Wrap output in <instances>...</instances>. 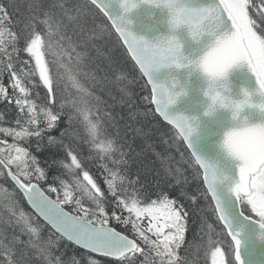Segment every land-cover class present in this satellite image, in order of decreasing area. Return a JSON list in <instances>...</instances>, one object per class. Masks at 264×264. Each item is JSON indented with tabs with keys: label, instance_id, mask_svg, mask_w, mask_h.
<instances>
[{
	"label": "snow or ice",
	"instance_id": "obj_1",
	"mask_svg": "<svg viewBox=\"0 0 264 264\" xmlns=\"http://www.w3.org/2000/svg\"><path fill=\"white\" fill-rule=\"evenodd\" d=\"M114 3L122 10L119 16L112 12ZM141 8L159 10L162 19L152 35L133 31L136 19L130 17ZM151 15L156 19V12ZM113 33L151 85L154 112L172 126L171 144L182 158L187 155L206 185L198 196L189 195L183 172L168 170L165 163L173 189L215 217L223 229L217 235L230 237L226 256L209 235L211 264H249L245 250L264 243V99L253 101L254 95L264 98V0H33L28 16L15 24L0 5V97L18 112V128L0 127V193L9 213L2 222L6 227H0V264H67L58 251L62 240L94 254L89 264H187L181 249L191 205L171 198L167 189L146 190L139 177L128 178V153L109 138L112 118L96 94L102 82L90 67L89 49L94 39ZM243 65L258 88L244 89L237 100L228 78ZM162 69L177 74L169 71L157 82L154 73ZM196 73L206 78L197 88L204 100L196 108L204 111L173 115L169 109L189 98ZM69 82L76 89L70 100ZM246 109L258 110L262 122H251ZM221 110L230 112L236 126L224 134V156L209 161L198 154L193 138L200 136L201 117ZM51 131L59 135L49 136V144L63 152L64 178L56 180L25 146L36 137L39 148L43 133ZM83 142L95 149L94 156L82 155ZM92 160L105 161L99 165L102 178L92 172ZM25 203L43 224L33 220ZM201 224L209 234L216 232L207 217Z\"/></svg>",
	"mask_w": 264,
	"mask_h": 264
},
{
	"label": "trees",
	"instance_id": "obj_2",
	"mask_svg": "<svg viewBox=\"0 0 264 264\" xmlns=\"http://www.w3.org/2000/svg\"><path fill=\"white\" fill-rule=\"evenodd\" d=\"M32 3L33 0H0V5L7 8L14 24L28 16ZM100 22V19L96 21L97 24ZM93 44L95 47L89 49L92 57L90 67L98 81L102 82L97 83L96 94L106 102V110L112 118V126L108 129L112 135L109 138L123 144L128 153L125 156V159L129 161L126 168L128 178L136 180L139 177L146 190L158 192L167 189L171 193V198H176L180 196V192L178 187L176 190L173 189L174 182H172L171 176L166 174L164 167L166 163L168 170L180 169L183 172L184 177L187 178L184 189L189 195L198 196L201 187H205L202 184V175H196L193 167L187 163V155L182 158L176 146L171 144L172 127L154 112L155 107L149 99L150 87L129 53L121 46L116 34H105L94 39ZM105 77L108 80H104ZM67 92L69 100L73 98L72 93L76 92V89L71 87L70 82ZM41 95H43L42 90ZM17 116L16 106L9 104L0 97V127L18 128L14 123ZM58 135L59 133L56 131L43 133V138L39 139V148L36 147V137L30 138V143L25 145L30 147L41 166L48 171L50 180L62 177L63 173L60 163L63 160V152L55 145H50L48 141L49 136ZM8 139L11 141V138ZM80 151L84 156H88L90 152L93 156L95 155V149H90L86 142L81 144ZM104 162V160L99 162L92 160L90 163L92 172L101 178L103 173L99 165ZM47 186L45 182H41V187L45 192H47ZM180 202L186 206L191 205V201L186 200L183 196H180ZM205 204L206 201L201 198L200 208H204ZM25 208L32 213L34 221L44 223L26 203ZM202 216L208 218L209 224H213L216 229L215 233L209 234L206 228L202 230ZM8 218L6 201L3 193H0V227H6L2 222ZM222 231V225L215 222V217L210 212H201L199 208L191 205L185 247L181 249V255L186 257L187 264H211L209 235H211L212 240L217 242L216 246L221 247L228 256L227 244L230 239L227 236L217 235ZM51 233L50 227L45 226V235L50 236ZM7 234L12 235L11 228L8 229ZM21 239L27 240V237L22 236ZM58 251L67 264H73V262L74 264H89L90 260L95 258L94 254H89L66 240L61 241ZM229 258L234 259L231 256Z\"/></svg>",
	"mask_w": 264,
	"mask_h": 264
},
{
	"label": "water",
	"instance_id": "obj_3",
	"mask_svg": "<svg viewBox=\"0 0 264 264\" xmlns=\"http://www.w3.org/2000/svg\"><path fill=\"white\" fill-rule=\"evenodd\" d=\"M129 2H134V0H129ZM185 2L189 4H196L207 3L208 0H185ZM112 12L114 15L119 16L122 13V10L117 4L114 3L112 5ZM152 12H156V19L152 18ZM130 18H132L134 22L136 19L137 28H134L133 31H135L138 35L141 33L146 35L154 34L158 21L162 19L160 17L159 10L147 8L138 9L136 13H134ZM161 30L166 31V28H162ZM181 32L186 34V30H181ZM169 71H172L173 74H177V70L162 69L159 73H154V79L157 82H164ZM179 75L181 83H184L185 77L182 70L180 71ZM191 79L192 86L189 89V98L187 100H181L177 105H174L169 109L173 115L190 114L188 109L197 110V114L204 111V106L199 109L196 108L197 104L204 100V97L197 91V88L205 86L206 78L201 73H196ZM228 79L232 86L233 98L237 100L243 98L242 92L244 89L255 93L258 88L254 76L250 73V70L246 65L238 66L232 69L229 73ZM149 87L151 90V85H149ZM262 99L264 98L258 95L253 96V101L255 103L261 102ZM244 115H250L251 122L253 123L262 122V118L258 110L246 109ZM230 116V112L221 110L213 117H201L202 128L200 130V136L194 137L193 139L198 154L202 155L205 159L213 161L224 156L220 148V144L222 143L224 134L236 126V124L231 121ZM29 207L31 208L30 205ZM32 211L34 212L33 209ZM40 219L42 220V218ZM244 259L247 260L249 264H264V243L256 242L251 250L246 249L244 253Z\"/></svg>",
	"mask_w": 264,
	"mask_h": 264
},
{
	"label": "clouds",
	"instance_id": "obj_4",
	"mask_svg": "<svg viewBox=\"0 0 264 264\" xmlns=\"http://www.w3.org/2000/svg\"><path fill=\"white\" fill-rule=\"evenodd\" d=\"M184 2H185V0H184ZM185 3H187V2H185ZM202 74V73H201ZM203 75V74H202Z\"/></svg>",
	"mask_w": 264,
	"mask_h": 264
},
{
	"label": "bare ground",
	"instance_id": "obj_5",
	"mask_svg": "<svg viewBox=\"0 0 264 264\" xmlns=\"http://www.w3.org/2000/svg\"><path fill=\"white\" fill-rule=\"evenodd\" d=\"M13 125V124H12Z\"/></svg>",
	"mask_w": 264,
	"mask_h": 264
},
{
	"label": "rangeland",
	"instance_id": "obj_6",
	"mask_svg": "<svg viewBox=\"0 0 264 264\" xmlns=\"http://www.w3.org/2000/svg\"><path fill=\"white\" fill-rule=\"evenodd\" d=\"M11 142V141H10Z\"/></svg>",
	"mask_w": 264,
	"mask_h": 264
}]
</instances>
